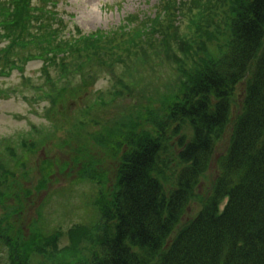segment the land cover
<instances>
[{
    "label": "rangeland",
    "instance_id": "1",
    "mask_svg": "<svg viewBox=\"0 0 264 264\" xmlns=\"http://www.w3.org/2000/svg\"><path fill=\"white\" fill-rule=\"evenodd\" d=\"M164 1L28 0V5L15 1L30 21L27 31L7 29L11 15L0 13V177L5 181L2 185L0 178V227L21 244L48 237L50 244L43 241L47 262L66 259L75 264L94 251L92 239L100 222L97 204L112 201L111 188L126 148L125 144L116 147L114 137L112 142H101V134L107 136L120 120L137 122L146 113L162 112L180 85L179 66L189 72L197 68L202 54L197 45L195 50L190 47L195 37L191 18L200 11L194 7L174 17V38L172 28L158 30L153 22L157 6ZM0 4L15 11L14 0ZM166 17L162 22L167 25ZM203 22L212 34L219 31L223 19L217 17L210 29L207 25L212 21L203 18ZM142 32L144 37H135ZM90 39H102L94 53L79 45ZM182 39L192 55L179 49ZM166 40L168 48L163 44ZM75 41L72 51L57 50L58 44ZM152 41L155 46H148ZM233 102L234 117L242 103L241 86ZM189 131L182 128L166 137L168 151L175 148L178 154L182 150L178 141ZM226 132L193 189L180 225L200 212L213 188L230 138V130ZM24 141L32 143L23 146ZM170 166L162 177L175 178L180 165ZM166 186L171 187L168 179ZM73 236L79 239L76 248L78 239ZM71 247L72 256L63 253ZM26 249L36 264L45 261L38 249Z\"/></svg>",
    "mask_w": 264,
    "mask_h": 264
},
{
    "label": "trees",
    "instance_id": "2",
    "mask_svg": "<svg viewBox=\"0 0 264 264\" xmlns=\"http://www.w3.org/2000/svg\"><path fill=\"white\" fill-rule=\"evenodd\" d=\"M15 1L28 5V0H14L15 11L0 4V13L11 15L7 29H25L30 21ZM157 7L153 22L158 30L172 28L174 38V17H181L186 9H199V16L191 18L195 37L190 47L195 50L197 45L202 56L192 72L179 66L180 85L162 112L146 113L137 122L120 120L107 136L101 134V142H112L114 137L116 147L125 144L126 148L111 188L112 201L97 204L100 222L92 239L94 251L88 260L75 264H264V0H165ZM163 17L169 19L167 25ZM217 17L223 24L211 34L204 29L203 18L212 21L207 25L210 29ZM143 33L135 37L142 38ZM100 41L90 39L84 45L81 40L79 45L94 53ZM154 41L148 46H155ZM77 42L58 44L57 50L72 51ZM186 42L179 40V49L190 52ZM163 44L169 47L168 41ZM207 44L215 50L209 51ZM240 86L242 103L233 117L232 103ZM182 128L190 129L178 141L182 150L168 151L166 137ZM226 129L230 138L213 188L200 212L180 225ZM176 163L180 168L174 171L175 178L162 177ZM4 173L7 179L9 173ZM167 179L171 187L166 186ZM1 183H5L2 178ZM43 241L50 244L48 237L21 244L0 227V264H36L26 246L45 256L38 264H70L66 259L47 262ZM70 249L63 253L72 256Z\"/></svg>",
    "mask_w": 264,
    "mask_h": 264
}]
</instances>
